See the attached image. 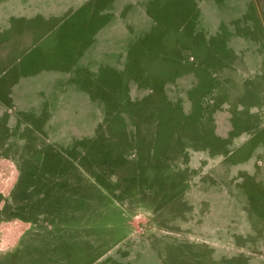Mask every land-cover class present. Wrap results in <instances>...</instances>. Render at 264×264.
Masks as SVG:
<instances>
[{"label":"rangeland","instance_id":"374dc122","mask_svg":"<svg viewBox=\"0 0 264 264\" xmlns=\"http://www.w3.org/2000/svg\"><path fill=\"white\" fill-rule=\"evenodd\" d=\"M0 264H264V0H0Z\"/></svg>","mask_w":264,"mask_h":264}]
</instances>
